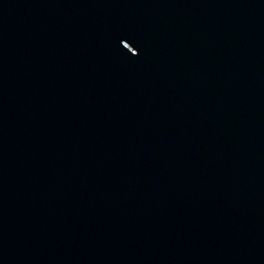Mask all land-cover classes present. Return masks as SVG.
<instances>
[{
  "label": "water",
  "instance_id": "95a60500",
  "mask_svg": "<svg viewBox=\"0 0 264 264\" xmlns=\"http://www.w3.org/2000/svg\"><path fill=\"white\" fill-rule=\"evenodd\" d=\"M0 264H264V0H0Z\"/></svg>",
  "mask_w": 264,
  "mask_h": 264
}]
</instances>
